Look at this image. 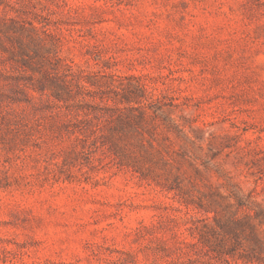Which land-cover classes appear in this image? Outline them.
Wrapping results in <instances>:
<instances>
[{"label":"rangeland","instance_id":"374dc122","mask_svg":"<svg viewBox=\"0 0 264 264\" xmlns=\"http://www.w3.org/2000/svg\"><path fill=\"white\" fill-rule=\"evenodd\" d=\"M0 264H264V0H0Z\"/></svg>","mask_w":264,"mask_h":264}]
</instances>
